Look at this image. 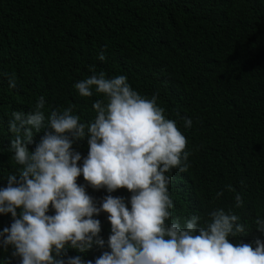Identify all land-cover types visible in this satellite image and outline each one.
<instances>
[{"label":"trees","instance_id":"1","mask_svg":"<svg viewBox=\"0 0 264 264\" xmlns=\"http://www.w3.org/2000/svg\"><path fill=\"white\" fill-rule=\"evenodd\" d=\"M102 50L105 61L98 59ZM91 65L109 78L126 75L143 96L158 92L165 115L186 136L188 170L169 173L173 216L183 222L197 214L202 224L215 209L231 210L249 232L240 239L264 240L254 223L264 218V0H0V188L9 174L19 178L7 151L15 138L10 114L30 111L44 96L46 116L74 105L82 122L91 121L92 105L103 97H81L74 88L92 75ZM13 73L15 88L9 87ZM182 117L191 118V128ZM43 134H35L30 151ZM73 148L82 166L87 136ZM78 183L97 206L107 195H132L126 188L93 189L82 174ZM107 216L94 217L105 241ZM12 222L11 213L0 214V231ZM13 250L0 247V264H20ZM105 250L107 244L82 254L69 248L68 254L94 262Z\"/></svg>","mask_w":264,"mask_h":264},{"label":"clouds","instance_id":"2","mask_svg":"<svg viewBox=\"0 0 264 264\" xmlns=\"http://www.w3.org/2000/svg\"><path fill=\"white\" fill-rule=\"evenodd\" d=\"M98 59L106 60L103 50ZM90 71L74 88L81 97H103L94 101L91 121L82 122L74 105L46 116L44 96L30 111L10 114L8 131L15 138L7 151L19 178L9 174L7 186L0 188V214L13 217L11 226L0 231V247L7 251L12 246L20 264H264V240L240 239L249 232L231 210L215 209L202 224L197 214L183 222L173 216L169 173L186 172L190 153L177 121L158 104L159 93L148 98L126 75L109 78L94 65ZM8 79L15 88V74ZM182 119L191 128V118ZM41 129L44 134L30 151L28 145ZM85 136L89 151L81 166L82 155L73 144ZM81 174L96 190L126 188L130 200L107 195L97 206L78 183ZM226 188L235 192L232 185ZM221 195L223 191L217 193ZM235 204L243 205L239 193ZM50 208L54 215L48 214ZM101 212L108 213L111 224L107 241L100 235L101 221L94 218ZM254 223L264 233V218ZM105 244L110 250L94 262L68 254L69 248L82 254Z\"/></svg>","mask_w":264,"mask_h":264}]
</instances>
